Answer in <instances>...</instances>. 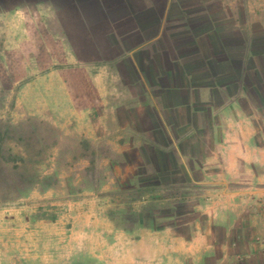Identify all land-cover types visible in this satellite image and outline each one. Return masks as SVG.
Returning a JSON list of instances; mask_svg holds the SVG:
<instances>
[{
    "label": "rangeland",
    "instance_id": "rangeland-1",
    "mask_svg": "<svg viewBox=\"0 0 264 264\" xmlns=\"http://www.w3.org/2000/svg\"><path fill=\"white\" fill-rule=\"evenodd\" d=\"M78 4L0 0V264H192L174 236L212 233V184L189 175L210 147L157 127L116 50L80 43ZM168 20L240 53L264 0H171Z\"/></svg>",
    "mask_w": 264,
    "mask_h": 264
},
{
    "label": "crops",
    "instance_id": "crops-1",
    "mask_svg": "<svg viewBox=\"0 0 264 264\" xmlns=\"http://www.w3.org/2000/svg\"><path fill=\"white\" fill-rule=\"evenodd\" d=\"M68 1L79 3L80 43L96 56L114 48L109 64L121 65L129 76L123 80L142 87L144 95L133 97L162 102L157 127L190 131L193 145L210 147L194 158L189 175L212 184V203L200 207L203 215L212 211V233L174 236L187 258L264 264V36L250 45L246 29L239 53L212 42V29H196L197 37L195 29H168L171 0ZM184 33L192 36L189 45L181 43Z\"/></svg>",
    "mask_w": 264,
    "mask_h": 264
}]
</instances>
